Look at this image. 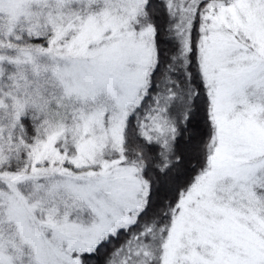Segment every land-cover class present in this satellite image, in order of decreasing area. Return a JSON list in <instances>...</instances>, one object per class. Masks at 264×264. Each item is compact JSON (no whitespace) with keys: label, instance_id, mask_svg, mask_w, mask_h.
<instances>
[{"label":"snow or ice","instance_id":"6c2138e0","mask_svg":"<svg viewBox=\"0 0 264 264\" xmlns=\"http://www.w3.org/2000/svg\"><path fill=\"white\" fill-rule=\"evenodd\" d=\"M0 264H264V0H0Z\"/></svg>","mask_w":264,"mask_h":264}]
</instances>
